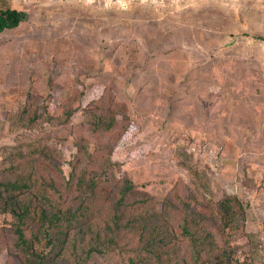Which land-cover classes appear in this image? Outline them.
<instances>
[{
  "label": "rangeland",
  "instance_id": "1",
  "mask_svg": "<svg viewBox=\"0 0 264 264\" xmlns=\"http://www.w3.org/2000/svg\"><path fill=\"white\" fill-rule=\"evenodd\" d=\"M9 2L25 19L0 36V163L20 133L11 111L42 97L76 103L77 132L85 105L115 93L134 120L114 149L124 171L152 193L176 178L187 194L203 175L207 198L240 196L247 218L234 240L243 264H264V87L254 84L264 83V0ZM231 85L252 92L201 117L197 94L228 96ZM54 129L38 132L49 140ZM58 145L72 158L74 131ZM10 219L0 215V264H17Z\"/></svg>",
  "mask_w": 264,
  "mask_h": 264
},
{
  "label": "trees",
  "instance_id": "2",
  "mask_svg": "<svg viewBox=\"0 0 264 264\" xmlns=\"http://www.w3.org/2000/svg\"><path fill=\"white\" fill-rule=\"evenodd\" d=\"M24 19L0 0V36ZM230 88L228 96L200 91L201 117H215L220 101L228 105L252 92ZM50 99L30 101L9 117L20 133L0 163V215L11 217L17 264H243L233 232L247 218L240 196L207 198L203 175L187 194L176 178L167 193H152L150 181L140 183L114 159L119 141L134 130L126 101L115 93L90 100L83 109L87 127L76 132L69 123L80 106ZM254 109L263 117L262 107ZM48 125L54 144L38 132ZM71 131L76 153L68 159L58 142Z\"/></svg>",
  "mask_w": 264,
  "mask_h": 264
}]
</instances>
